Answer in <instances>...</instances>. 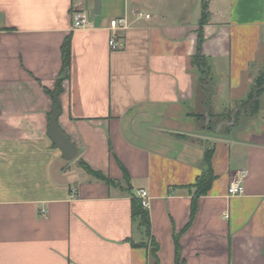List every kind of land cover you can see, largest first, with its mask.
I'll return each instance as SVG.
<instances>
[{"label": "crops", "instance_id": "crops-1", "mask_svg": "<svg viewBox=\"0 0 264 264\" xmlns=\"http://www.w3.org/2000/svg\"><path fill=\"white\" fill-rule=\"evenodd\" d=\"M263 63L264 0H0V264H264V90L236 108ZM57 85L69 162L47 134ZM229 114V131L207 130ZM141 190L149 235L132 217Z\"/></svg>", "mask_w": 264, "mask_h": 264}, {"label": "trees", "instance_id": "trees-1", "mask_svg": "<svg viewBox=\"0 0 264 264\" xmlns=\"http://www.w3.org/2000/svg\"><path fill=\"white\" fill-rule=\"evenodd\" d=\"M205 6H204V13L202 16V20L200 23V30H199V41L201 42L202 40V32H201V28L202 26L205 24L206 18H207V12L205 10ZM199 42V43H200ZM62 75L59 78V81H62L65 78H68V73H69V66H70V43H69V39L66 38L62 48ZM261 68L264 69V63L261 65ZM254 90L252 91V94L250 95V102L253 104L254 108L256 109V103H257V98L260 95V93L262 92V90H264V73L263 75H259L257 78L254 79ZM255 111V110H254ZM212 154V150H208L206 152V162L208 163V160L210 158ZM81 167L86 170L88 173H90L91 175L95 176L96 178H98L99 180H102L106 183H110V181L105 178L103 175H101L100 173L97 172H93L85 163H83L82 161L80 162ZM214 177L213 174L211 172V170L209 168L206 169V171L204 172V174L202 175V177L196 182L195 185V198L204 195L207 190L208 187L210 185V183L213 181ZM195 201V200H194ZM131 208H132V217L133 218H137L139 220V224L142 228L145 229L147 235H149V216L148 213L146 212L145 209L142 208L141 206V202L140 200H133L132 204H131ZM195 210V206H192V212ZM157 250V246L153 245V250L152 253L155 254Z\"/></svg>", "mask_w": 264, "mask_h": 264}, {"label": "built area", "instance_id": "built-area-1", "mask_svg": "<svg viewBox=\"0 0 264 264\" xmlns=\"http://www.w3.org/2000/svg\"><path fill=\"white\" fill-rule=\"evenodd\" d=\"M149 17H150L149 15H144L143 13L137 14V19H149ZM88 26H89L88 15L84 11L74 7L71 13L72 30H83V29H86ZM126 28H127V21L124 18L114 19L110 21V30L112 31V35L109 40L110 49L112 50L117 49V45H116V35L117 34L116 33L117 31L119 30L121 31ZM244 177H245V173H241L239 178L229 186L228 191H227L228 197H236L243 193L242 180L244 179ZM138 197L140 199L142 208L146 210L148 207L147 193L141 190L138 192Z\"/></svg>", "mask_w": 264, "mask_h": 264}, {"label": "water", "instance_id": "water-1", "mask_svg": "<svg viewBox=\"0 0 264 264\" xmlns=\"http://www.w3.org/2000/svg\"><path fill=\"white\" fill-rule=\"evenodd\" d=\"M60 85H57V90L52 96L54 108L52 113L49 117L48 122V129L47 134L53 145L59 149L62 153V158L65 161H72L77 157V149L74 144L70 142V140L64 135V133L59 129L57 125L58 117L60 116V104L58 101V96L60 94ZM207 124H209V117L206 115ZM234 124V119L232 118L231 121H224L220 123L216 127V132H218L221 128L227 126H232Z\"/></svg>", "mask_w": 264, "mask_h": 264}, {"label": "rangeland", "instance_id": "rangeland-1", "mask_svg": "<svg viewBox=\"0 0 264 264\" xmlns=\"http://www.w3.org/2000/svg\"><path fill=\"white\" fill-rule=\"evenodd\" d=\"M263 73H264V69L261 68V65H260V66H257V67L254 69V74H255V75H254V78H257L260 74L263 75ZM262 99H263V98H260V99H259L260 104H263V100H262ZM256 106H257V105H256ZM256 106H255V107H256ZM261 106H262V105H261ZM236 108H237L238 113H239L238 117H239L240 115L245 114V113H246L247 115H250L251 113H253L254 110H256V109L254 108L253 104L250 102V100H248V101L242 103L241 105H239V106L236 107ZM231 116H232V115L229 114L227 121H230ZM215 123L217 124V122H215ZM215 123L211 122L210 124H208V128H207V130H209V132H210L211 134H215V133H217V134H224V133H226L227 131H229L231 127H233V126H231V127H227V126H225V127L221 128L218 132H216V124H215Z\"/></svg>", "mask_w": 264, "mask_h": 264}]
</instances>
